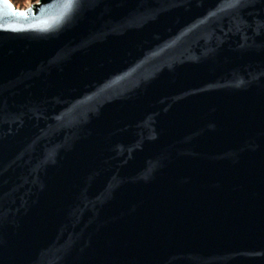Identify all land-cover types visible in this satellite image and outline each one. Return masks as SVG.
<instances>
[{
	"label": "water",
	"instance_id": "water-1",
	"mask_svg": "<svg viewBox=\"0 0 264 264\" xmlns=\"http://www.w3.org/2000/svg\"><path fill=\"white\" fill-rule=\"evenodd\" d=\"M0 264H264V0H0Z\"/></svg>",
	"mask_w": 264,
	"mask_h": 264
},
{
	"label": "rangeland",
	"instance_id": "rangeland-1",
	"mask_svg": "<svg viewBox=\"0 0 264 264\" xmlns=\"http://www.w3.org/2000/svg\"><path fill=\"white\" fill-rule=\"evenodd\" d=\"M18 9L28 8L35 0H10Z\"/></svg>",
	"mask_w": 264,
	"mask_h": 264
},
{
	"label": "snow or ice",
	"instance_id": "snow-or-ice-1",
	"mask_svg": "<svg viewBox=\"0 0 264 264\" xmlns=\"http://www.w3.org/2000/svg\"><path fill=\"white\" fill-rule=\"evenodd\" d=\"M69 3H71V0H69Z\"/></svg>",
	"mask_w": 264,
	"mask_h": 264
}]
</instances>
